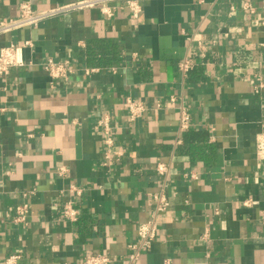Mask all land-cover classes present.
<instances>
[{"label": "crops", "instance_id": "crops-1", "mask_svg": "<svg viewBox=\"0 0 264 264\" xmlns=\"http://www.w3.org/2000/svg\"><path fill=\"white\" fill-rule=\"evenodd\" d=\"M21 1L74 0H0V21ZM140 3L135 19L92 7L0 34V48L30 41L24 64L0 75V261L83 264L103 253L124 264L163 191L156 236L135 264H264V0ZM50 57L72 73L51 78ZM127 98L145 105L133 120ZM69 201L73 221L62 215ZM22 204L26 221H15Z\"/></svg>", "mask_w": 264, "mask_h": 264}, {"label": "built area", "instance_id": "built-area-1", "mask_svg": "<svg viewBox=\"0 0 264 264\" xmlns=\"http://www.w3.org/2000/svg\"><path fill=\"white\" fill-rule=\"evenodd\" d=\"M141 0H74L59 5L51 6L45 9H36L29 1H21L18 6L19 14L15 18L0 21V34L14 29H18L23 26L33 25L43 19L54 17L57 15L65 14L71 11L82 10L92 7H97L101 14L107 18L114 16L117 9H127L131 18H138L142 12ZM243 9L246 11H252L253 8L249 3H244ZM189 40H194L193 37H189ZM30 41H24L23 43L15 44L10 43L0 48V75H6L10 68L22 66L23 61V48L28 45ZM44 70L53 79H64L68 77L73 71V66L67 59L55 60L48 58L44 62ZM179 69L182 72H187L190 67L189 58L178 63ZM128 115L131 120L140 116L145 111V105L142 101L127 98L125 101ZM181 126L186 127L187 114L182 113ZM99 124L102 126L103 133L105 135L104 143L107 147L105 152L106 163H111L112 155L110 153V147L113 145L110 132L112 127L110 120L107 116L103 117ZM256 152L258 155H264V133H261L256 140ZM116 156H119V152H114ZM65 169L61 167L59 172L62 173ZM156 171L159 175L163 176L167 173V166L164 163H157ZM71 190L78 191L74 185L70 186ZM155 209L151 214V217L146 222H141L137 225V235L139 242L130 245L131 251L128 253L124 264H135L139 255L141 247H149L151 241L156 236L157 223L156 218L165 210L166 197L163 191L152 194ZM26 205H18L16 207L15 221H26ZM78 209L75 208L72 202H67L63 205L62 215L68 220H76L78 217ZM20 254L12 253L6 256L0 261V264H19ZM108 261V256L103 253H88L83 259V264H104Z\"/></svg>", "mask_w": 264, "mask_h": 264}]
</instances>
